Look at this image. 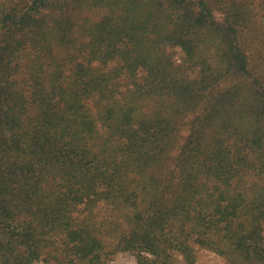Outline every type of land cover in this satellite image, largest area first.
<instances>
[{
	"label": "trees",
	"instance_id": "16d2710c",
	"mask_svg": "<svg viewBox=\"0 0 264 264\" xmlns=\"http://www.w3.org/2000/svg\"><path fill=\"white\" fill-rule=\"evenodd\" d=\"M198 248L264 264V0H0V264Z\"/></svg>",
	"mask_w": 264,
	"mask_h": 264
},
{
	"label": "rangeland",
	"instance_id": "374dc122",
	"mask_svg": "<svg viewBox=\"0 0 264 264\" xmlns=\"http://www.w3.org/2000/svg\"><path fill=\"white\" fill-rule=\"evenodd\" d=\"M223 15L222 12L218 13V17L221 18ZM198 259L196 260L195 264H230L228 261L217 254L216 252L205 249V248H198L197 249ZM115 262L117 264H136V257L134 254L130 252H120ZM34 264H45L42 261L35 262Z\"/></svg>",
	"mask_w": 264,
	"mask_h": 264
}]
</instances>
